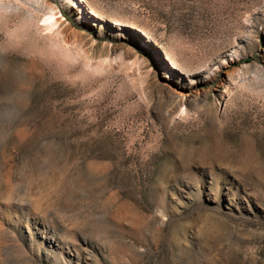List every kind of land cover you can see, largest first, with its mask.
<instances>
[{
	"label": "rangeland",
	"instance_id": "obj_1",
	"mask_svg": "<svg viewBox=\"0 0 264 264\" xmlns=\"http://www.w3.org/2000/svg\"><path fill=\"white\" fill-rule=\"evenodd\" d=\"M0 264H264V0H0Z\"/></svg>",
	"mask_w": 264,
	"mask_h": 264
}]
</instances>
